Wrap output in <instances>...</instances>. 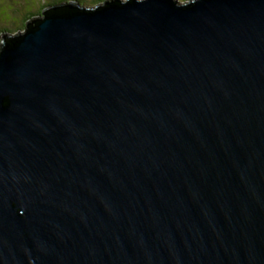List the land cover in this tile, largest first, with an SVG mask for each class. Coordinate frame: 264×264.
Returning a JSON list of instances; mask_svg holds the SVG:
<instances>
[{
	"label": "water",
	"instance_id": "obj_1",
	"mask_svg": "<svg viewBox=\"0 0 264 264\" xmlns=\"http://www.w3.org/2000/svg\"><path fill=\"white\" fill-rule=\"evenodd\" d=\"M39 13L0 35V264H264V0Z\"/></svg>",
	"mask_w": 264,
	"mask_h": 264
},
{
	"label": "rangeland",
	"instance_id": "obj_2",
	"mask_svg": "<svg viewBox=\"0 0 264 264\" xmlns=\"http://www.w3.org/2000/svg\"><path fill=\"white\" fill-rule=\"evenodd\" d=\"M44 1L46 3H44ZM97 1L98 0H80V3L86 6H94L98 4L96 3ZM49 2V0H0V35L5 32L17 33V31L24 27L30 18L32 20L34 17H37L38 14L35 13L42 11L41 7ZM62 2L63 3L60 2V4L69 3L65 1Z\"/></svg>",
	"mask_w": 264,
	"mask_h": 264
},
{
	"label": "trees",
	"instance_id": "obj_3",
	"mask_svg": "<svg viewBox=\"0 0 264 264\" xmlns=\"http://www.w3.org/2000/svg\"><path fill=\"white\" fill-rule=\"evenodd\" d=\"M62 1L67 2V0H61L60 2L63 3ZM76 1L80 2V0H76ZM101 1H103V0H98L96 3H99V2H101ZM60 2L57 3V0H56V1L51 2L50 5H55V6L57 5V6H58V5H60ZM35 14H40V13L37 12V13H35ZM25 25H27V22H26ZM25 25H24V27H23L22 29L25 28ZM22 29H21V30H22Z\"/></svg>",
	"mask_w": 264,
	"mask_h": 264
},
{
	"label": "clouds",
	"instance_id": "obj_4",
	"mask_svg": "<svg viewBox=\"0 0 264 264\" xmlns=\"http://www.w3.org/2000/svg\"><path fill=\"white\" fill-rule=\"evenodd\" d=\"M49 1H50L49 3L44 4L41 8L44 9V8H49L50 6H55V5H50V3L53 2V1H51V0H49ZM71 1H76V0H67V2H71ZM193 2H195V0H193ZM44 3H46V2L44 1ZM39 12H41V11H39Z\"/></svg>",
	"mask_w": 264,
	"mask_h": 264
},
{
	"label": "crops",
	"instance_id": "obj_5",
	"mask_svg": "<svg viewBox=\"0 0 264 264\" xmlns=\"http://www.w3.org/2000/svg\"><path fill=\"white\" fill-rule=\"evenodd\" d=\"M52 1H56V0H52ZM59 1H61V0H57V2H59Z\"/></svg>",
	"mask_w": 264,
	"mask_h": 264
}]
</instances>
